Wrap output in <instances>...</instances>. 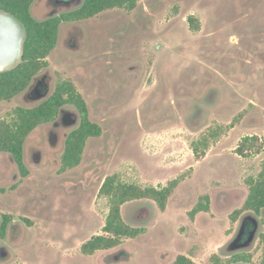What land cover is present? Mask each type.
<instances>
[{
  "label": "rangeland",
  "instance_id": "obj_1",
  "mask_svg": "<svg viewBox=\"0 0 264 264\" xmlns=\"http://www.w3.org/2000/svg\"><path fill=\"white\" fill-rule=\"evenodd\" d=\"M70 1L37 0L32 14L47 19L83 2L55 4ZM48 61L33 86L44 81L50 92L29 88L0 102V120L16 107L40 105L58 82L71 80L102 133L88 140L80 166L66 172L65 139L77 124L49 123L28 137L26 178L0 154V224L4 214L13 216L0 236V264H174L179 255L209 264L213 254L228 260L223 249L247 213L237 222L230 216L243 207L247 180L264 171V0H140L131 12L62 24ZM230 125L198 162L192 143L211 127ZM246 136L259 137V154L236 153ZM112 175L144 187L184 180L165 212L150 200L123 206V219L146 234L84 256L82 245L105 225L109 205L100 189ZM203 196L210 211L191 219ZM257 218V239L244 250L254 263L262 255L264 210Z\"/></svg>",
  "mask_w": 264,
  "mask_h": 264
},
{
  "label": "trees",
  "instance_id": "obj_2",
  "mask_svg": "<svg viewBox=\"0 0 264 264\" xmlns=\"http://www.w3.org/2000/svg\"><path fill=\"white\" fill-rule=\"evenodd\" d=\"M37 0H0V13L14 19L24 32L20 62L12 69L0 72V102H11L28 90L38 74L49 66L48 58L56 49L60 27L64 23H78L90 20L98 15L122 9L135 10L140 0H83L80 6L47 19L38 20L32 14ZM192 31L200 26L193 18L189 19ZM71 107L78 115V124L68 135L61 157V171L80 166L87 142L101 136V128L90 119L87 103L71 80L57 83L53 94L35 107H16L0 120V154H8L18 166L22 177L29 172L25 168L24 148L28 137L40 126L58 120L63 110ZM230 126L211 127L198 140L192 143V151L199 162L206 158L207 152L217 144L218 138L226 134ZM263 150V144L257 136L241 139L236 153L242 157H251ZM184 177L172 180L167 185L141 186L123 181L118 175L108 176L100 189V196L108 200L109 212L101 234L94 235L81 247L84 256H93L101 251L113 250L127 240L135 239L147 233V229L129 225L122 216V208L127 203L139 200L153 201L161 212H165L168 202ZM248 196L240 210L230 218L237 222L244 213L257 218L264 210V171L256 178L247 180ZM210 211V198L203 196L189 213L194 219L200 213ZM13 221V216L3 215L0 224V236L3 238ZM262 255L254 263L253 255L247 251H237L238 242L234 238L223 249L230 255L228 260L213 254L209 264H264V233L259 235ZM174 264H196L191 258L179 255Z\"/></svg>",
  "mask_w": 264,
  "mask_h": 264
},
{
  "label": "water",
  "instance_id": "obj_3",
  "mask_svg": "<svg viewBox=\"0 0 264 264\" xmlns=\"http://www.w3.org/2000/svg\"><path fill=\"white\" fill-rule=\"evenodd\" d=\"M71 4L72 2L70 1L68 3H65V6L70 7ZM7 17L11 18L10 16ZM12 20L16 24L12 27L0 24V62H2L6 58L7 54L16 55L19 52L21 56L24 32L19 26V24L14 19ZM16 26H18L20 30L17 29ZM66 115L69 116L68 113H66ZM74 124L75 121H72L69 125L67 124V126L70 127L73 126ZM243 220L245 222H250L251 226L249 229H247L246 241L244 242L243 245L237 247V249L240 250H246L253 245V243L257 239L260 229V225L256 218L252 216H245ZM2 255L5 256L6 253H3Z\"/></svg>",
  "mask_w": 264,
  "mask_h": 264
},
{
  "label": "flooded vegetation",
  "instance_id": "obj_4",
  "mask_svg": "<svg viewBox=\"0 0 264 264\" xmlns=\"http://www.w3.org/2000/svg\"><path fill=\"white\" fill-rule=\"evenodd\" d=\"M71 2H72L71 6L76 4V0H71ZM55 4H57L59 6L65 5V4L60 3V2H56ZM73 9H75V8H71V9H68L66 11L73 10ZM66 11H64V12H66ZM61 13H63V12H61ZM30 88L32 89L34 94H38L41 96L47 95L50 92L49 86L47 84H45L44 81H40V80L37 82V84H35V86H33V84H32V86ZM66 113H67V111L63 110L60 117L58 118V120L53 122V125L61 123L62 126L65 127V126H67V124L69 125L72 121H75L74 125L78 124L79 119H78V115L76 112H75L76 116H75L74 112H72L73 118H70V116H67ZM67 137H66V139H67ZM50 138H51V140L53 139L52 135L50 136ZM66 139H65V141H66ZM244 217H243V219H244ZM243 219L240 221L239 228H238L236 235H235V238L237 239V242H238V246L243 245L244 242L246 241L247 229H249L251 226L250 222H245ZM256 219H257L259 225H261L258 218H256ZM237 251H244V250L237 249Z\"/></svg>",
  "mask_w": 264,
  "mask_h": 264
},
{
  "label": "bare ground",
  "instance_id": "obj_5",
  "mask_svg": "<svg viewBox=\"0 0 264 264\" xmlns=\"http://www.w3.org/2000/svg\"><path fill=\"white\" fill-rule=\"evenodd\" d=\"M0 24L5 25V26H10V27L16 25L15 22L11 18H9V17H7L1 13H0ZM16 27H17V29L20 30V28L18 26H16ZM19 59H20V53L19 52L16 55L7 54L6 58L2 62H0V72L5 71L8 68L14 66Z\"/></svg>",
  "mask_w": 264,
  "mask_h": 264
},
{
  "label": "crops",
  "instance_id": "obj_6",
  "mask_svg": "<svg viewBox=\"0 0 264 264\" xmlns=\"http://www.w3.org/2000/svg\"><path fill=\"white\" fill-rule=\"evenodd\" d=\"M239 264H243V263H239Z\"/></svg>",
  "mask_w": 264,
  "mask_h": 264
}]
</instances>
